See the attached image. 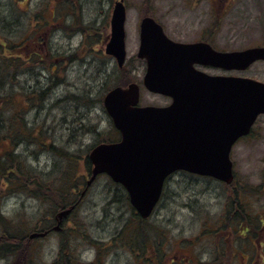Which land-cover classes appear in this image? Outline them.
<instances>
[{"label":"rangeland","instance_id":"374dc122","mask_svg":"<svg viewBox=\"0 0 264 264\" xmlns=\"http://www.w3.org/2000/svg\"><path fill=\"white\" fill-rule=\"evenodd\" d=\"M59 1L0 0V28H4L5 34H15L8 23L17 26L19 32L25 35L32 24L38 22V37L46 41V46L43 42L44 47H40L37 42L30 44V51L23 58L16 60L17 57L13 56L16 62L10 71L5 70L9 79L3 82L5 86L2 94L13 96L15 105L24 108L25 119L34 132L39 127L48 132L50 130L60 147L67 142L70 154L81 159L88 156L99 142L115 138L116 130L103 101L108 91L119 86L122 81L125 85L132 82L140 84L142 106H166L171 103L169 98L151 93L143 85L146 63L138 58V51L140 23L144 17H155L164 26L168 36L178 42L207 40L223 52L264 47V0H149L148 4L147 0H123L127 8L125 28L128 56L127 64L121 70L115 60L104 54L103 43L110 32L113 8L120 0H61L62 6H57ZM74 8L77 9L76 16L73 18L68 15L69 22L80 19L91 27L87 29L88 33L84 31L83 35L77 33L76 36L77 30L67 28L66 16L63 15L65 11L62 10ZM11 10L12 14H9ZM16 11L21 14L13 15ZM51 17H54V23L48 27L45 19ZM84 36L86 40L81 43ZM13 57L10 56L11 59ZM205 71L214 75L252 78L264 83V62H257L246 71ZM31 91H45L43 109L32 108L29 104L26 106L24 93ZM70 111L74 114H71L70 120L77 119L78 113L88 111L86 116L89 123L82 138L80 125L78 129L71 128L78 125V121L65 127L63 119L69 116L65 113ZM95 125L99 134L94 131ZM253 129L251 136L237 144L232 152L238 181L240 185L246 186L247 192L241 186L226 187L217 181L182 172L168 181L166 195L150 219L153 224L160 226L166 236V239L159 242L163 243V251L169 256L165 264L264 263V228L261 225L257 228V221L252 219L261 216L264 220V115L260 116ZM26 145H18L16 152H24L23 156L31 166L48 172L57 162L58 170L67 171L64 155L52 153L40 144ZM83 165V162L79 164V170H85ZM82 187L79 186L77 194L83 191L80 205L74 216L67 223L64 221L62 228L66 232L75 229L81 235L87 234L88 241L92 242L69 234L66 239L68 244L77 248L74 255L88 263L93 260L98 247L103 249L104 244H110L112 248L109 247V252L102 257L106 260L104 263L146 264L129 253L126 247L128 239L120 244L122 235L124 238L120 228L129 218L123 198H118L117 192L121 194L122 190L107 175L98 177L85 195V187ZM4 194L9 195L6 191ZM6 198L3 209L10 216L20 209H26L29 215H34L37 209H44L47 205L38 198L34 197L36 201L26 198L24 194L20 196L13 193ZM236 204L241 206L236 207ZM238 209L252 216L253 223L249 226L251 236L248 238L240 235L239 226L242 222H231V214L235 218L234 212ZM215 229L216 232L219 230L216 236L207 232H214ZM117 232L119 235L115 239ZM59 239V232L53 231L34 244L37 249L36 264H48L52 260L58 251ZM69 249L67 257L68 253L71 254ZM211 252L215 255L213 262L210 261ZM0 264L12 263L0 261ZM19 264H27L26 258L20 259Z\"/></svg>","mask_w":264,"mask_h":264},{"label":"water","instance_id":"95a60500","mask_svg":"<svg viewBox=\"0 0 264 264\" xmlns=\"http://www.w3.org/2000/svg\"><path fill=\"white\" fill-rule=\"evenodd\" d=\"M126 18L124 2H116L106 54L120 68L127 58ZM138 57L147 64L144 87L172 102L164 107L140 106L137 83L110 90L104 107L121 140L93 148L88 185L100 174L110 176L126 189L139 216L147 219L160 201L166 179L177 171L233 182L231 151L264 114V83L211 75L196 65L244 71L264 61V47L221 52L205 42H176L154 18L145 17L140 24ZM71 211L58 214L59 224ZM59 224L56 230H60ZM46 235L33 233L30 237Z\"/></svg>","mask_w":264,"mask_h":264},{"label":"trees","instance_id":"16d2710c","mask_svg":"<svg viewBox=\"0 0 264 264\" xmlns=\"http://www.w3.org/2000/svg\"><path fill=\"white\" fill-rule=\"evenodd\" d=\"M21 1L25 2L27 0ZM148 3L149 0H147L146 4ZM56 5L62 6L61 0L57 2ZM17 11L13 15H16L18 13ZM19 11L23 12V10ZM62 11H65V14H63ZM62 11L60 13L66 16L65 20L67 28L77 30L78 28H76V24H78L77 22H79L80 19H73L71 22L68 20L70 15L75 18V10ZM70 11L72 12L71 14L69 13ZM24 12L26 14L28 13V11ZM53 12H55V10H53ZM9 14H12V10L9 11ZM18 14L21 13L19 12ZM30 15L32 17V14ZM54 17L45 19V23L48 27L53 25ZM30 20L32 22L31 18ZM49 21H52V23ZM8 25L11 26V30L15 33L14 35L8 33L5 34L4 28H0V261L19 264L20 259L26 258L27 264H36L35 256L37 249L35 243L44 238L40 237L31 239L30 235L33 233L46 232H49L46 237L51 235L54 231V226L57 224L56 217L60 212L74 208L69 214L68 219L63 220V223H67V220L69 221L70 218L74 216L76 209L80 205L79 201L83 192L82 191L80 195H77L79 193L78 188L79 186L85 187L84 193L89 189V187L87 188V180L89 179V174L92 170V164L88 156L82 157V159L81 157L72 156L73 154H70V151H68L67 142V144L65 143L60 147L56 141H54L50 130L48 132L43 127H39V129L34 132L32 126L29 125L25 119L24 113L26 111L24 108L21 105H15L16 101H14L13 96L8 97L2 94L5 86L3 82L4 80L9 79L5 74V70L7 69L10 71L17 59L27 56L30 51L28 50L30 44L34 45V42H37L40 47H44L43 42H45L44 45L46 46L45 39L43 37H38V22H34L32 28L25 35L21 34L18 27L14 24L11 25L8 23ZM79 28L82 32L85 31V33H88L89 31L87 29L91 27L85 25V23H80ZM34 31L35 33L32 34ZM16 33H18V35H16ZM43 36H45V34H43ZM47 37L48 36L46 35V38ZM10 56L17 58L14 60V57L11 59ZM123 82L124 81L119 84L125 85L126 83ZM51 93H49V96ZM45 94V91H31L24 93V102L26 106L29 104L32 108L40 107V109H43L42 102ZM36 102L38 106H36ZM65 114L69 115L67 118L63 119L66 123L65 127L68 128L70 123L78 121V125L72 126L71 128L78 129V126L80 125V127H82V138V136L85 135V127H88L87 123H89V119L86 116L88 115V111L78 113L76 115V118H78L73 120H70L69 118L72 117L71 114L74 116L73 111H70L69 113L66 112ZM94 131L98 132V127L96 125L94 126ZM115 134V138H106L102 142L118 141L119 138L116 137H119V133L115 131ZM68 142L70 143L71 141L69 140ZM26 144H29L30 146L40 144L42 147L51 150L52 153L55 152L57 154V152H59L61 155H64L63 159L66 161L67 171L58 170L57 162L53 164L48 172L38 170L35 166H31L24 158V152H21L20 154L16 152L18 145L24 146ZM55 160L56 159L54 158V161ZM81 162L84 164L83 168L85 170L83 171L79 170V164ZM2 184L5 187L3 189ZM115 185L122 190L121 194H119L120 191L117 192L119 195L118 198H123L126 214H129L128 220H125L126 223L120 228V231L124 234V238L122 235V241L120 244L128 239L129 243H126V247L128 248L129 253L136 256L141 262L146 264H165L169 256L163 251V243L159 242L166 239V236L163 234L164 232L161 230L160 226L153 224L150 220L154 214H156L157 210L151 218L147 220L142 219L131 206L126 190L119 184ZM241 189L247 192L245 185H241ZM5 191L9 195L18 193L21 196L24 194L26 198H31V200L33 199L34 201H36L35 198H38L37 200L47 203V205L44 209H37L38 211L34 215H29L26 212V209H20L15 215L10 216L3 209V202L7 199L6 197L9 196L4 194ZM84 193L83 195H85ZM240 206L236 204V207ZM234 213L235 218L231 214V222H242L239 229L241 232L240 235L243 238L251 236L249 226L253 221H257L255 223L257 228H259V225H261V228H264V220L261 216L253 217L252 221L251 214H246L240 209ZM245 222L248 224L244 225ZM60 228L58 251L48 264H106L104 263L105 259H102V257L109 252V247L112 245L104 244L105 247L103 249L98 247L93 260L85 263L84 261L79 260L78 256L74 255L77 248H73L71 243L68 244L66 239L70 236L69 234H73L78 239L85 238L87 242H92V240L88 241L87 234L81 235V232L78 230L73 229L72 231L68 230L66 232L65 228H62V225ZM207 232L209 234L213 233L216 236L219 230L217 232L216 229L214 232L207 230ZM117 233L118 234L114 236L115 239L119 235V232ZM94 243L96 242H93V244ZM101 245L102 244H98V246ZM69 247L71 249V254L68 253L67 257L66 252ZM70 249L68 251H70ZM213 256L215 257L214 253ZM199 264L205 263L199 262Z\"/></svg>","mask_w":264,"mask_h":264},{"label":"flooded vegetation","instance_id":"af4514ba","mask_svg":"<svg viewBox=\"0 0 264 264\" xmlns=\"http://www.w3.org/2000/svg\"><path fill=\"white\" fill-rule=\"evenodd\" d=\"M53 10H54V8H53ZM64 10V9H63ZM68 10V9H67ZM71 10V9H70ZM74 10H77V9H75L74 8ZM112 17V16H111ZM78 24H76V28H78L77 29V32L76 33H78V34H81V35H83V32L80 30V23H83L81 20H79V22H77ZM110 23L111 22H109V25H110ZM78 25V26H77ZM109 28H110V32H111V27L109 26ZM110 32H109V34H107L106 35V37L104 38V45H105V48H106V46H107V44H108V42H109V40H110ZM85 36H87V34H85ZM84 36V38L81 40V43L82 42H85V40H86V37ZM196 42H207L208 43V41L206 40H200V41H194V42H191V43H196ZM93 43H95V42H93ZM104 54H106L105 53V50H104ZM107 55V54H106ZM108 56V55H107ZM110 57V56H109ZM112 58V57H111ZM113 59V58H112ZM113 60H115V59H113ZM116 62V61H115ZM124 68V67H123ZM122 68V69H123ZM197 68H199V69H201V70H216V69H214V68H211V67H204V66H200V65H197ZM119 69H121V68H119ZM121 69V70H122ZM253 133V132H252ZM251 133V134H252ZM120 136V135H119ZM251 136V135H250ZM249 136V137H250ZM245 139V138H244ZM243 140V139H242ZM242 140H240L237 144H239ZM236 175V174H235ZM174 176V175H173ZM173 176H171L169 179H167V181H166V183H165V190H164V195H163V198H164V196L166 195V188H167V183H168V181L169 180H172V178H173ZM210 180H212V179H210ZM218 184L219 185H224V186H226V187H232V188H236V187H238V186H241L240 185V183H239V181H238V178H237V175H236V177H235V182L233 183V184H231V185H227V184H225V183H219L218 182ZM212 253V252H211ZM210 261H213L214 260V256H213V254H210ZM243 258H245V256H243ZM262 264H264V263H262Z\"/></svg>","mask_w":264,"mask_h":264}]
</instances>
